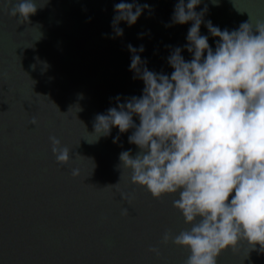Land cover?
Here are the masks:
<instances>
[{"label":"water","instance_id":"water-1","mask_svg":"<svg viewBox=\"0 0 264 264\" xmlns=\"http://www.w3.org/2000/svg\"><path fill=\"white\" fill-rule=\"evenodd\" d=\"M15 2L0 0V264H185L187 249L161 243L165 230L187 227L174 197L153 198L118 168L121 152L139 151L132 130L94 134L95 117L117 97L142 95L129 45L143 46L140 67L156 73L171 74L176 47L191 59V22L172 24L178 0H135L148 7L133 26L118 23L123 35L113 27L120 0H35L27 21L8 14ZM205 6L200 33L213 50L207 21L229 31L264 21V0H201L197 13ZM50 136L70 149L68 163H57ZM217 264H264V251L241 241Z\"/></svg>","mask_w":264,"mask_h":264},{"label":"clouds","instance_id":"clouds-1","mask_svg":"<svg viewBox=\"0 0 264 264\" xmlns=\"http://www.w3.org/2000/svg\"><path fill=\"white\" fill-rule=\"evenodd\" d=\"M200 3L178 0L174 7L172 24L191 22L184 45L191 59L174 48L167 59L170 75L141 69L137 51L143 46H128L142 95L124 103L117 97L116 107L95 117L94 134L98 140L113 128L120 134L132 130L128 142L139 151L121 152L118 168L129 170L131 182L153 198L173 196L172 206L187 226L176 234L165 230L161 243L187 249L185 264H217L241 241L264 251V21L253 25L250 18L232 31L207 21L213 50L200 33L207 12L205 6L197 13ZM147 7L135 0L116 3V34L123 35L119 22L133 26ZM37 9L35 0H17L8 14L27 21ZM118 140L119 135L113 142ZM49 141L57 163H68L70 149L55 136ZM149 251L159 255L158 248Z\"/></svg>","mask_w":264,"mask_h":264}]
</instances>
